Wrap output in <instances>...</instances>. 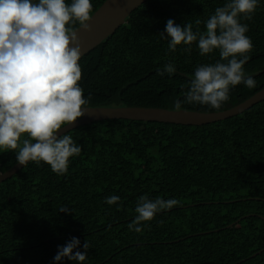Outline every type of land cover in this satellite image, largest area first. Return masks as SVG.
I'll return each instance as SVG.
<instances>
[{
  "label": "trees",
  "instance_id": "1",
  "mask_svg": "<svg viewBox=\"0 0 264 264\" xmlns=\"http://www.w3.org/2000/svg\"><path fill=\"white\" fill-rule=\"evenodd\" d=\"M103 1L90 0L92 12ZM226 2L144 1L81 56L78 84L86 106L175 109L179 101L180 109L219 111L185 100L196 67L214 64L218 51L201 56L193 42L190 52L183 44L169 52L159 34L168 19L205 31L206 20ZM240 22L253 44L243 67L256 86L231 87L220 110L264 87V0ZM169 62L175 72L158 75ZM64 134L82 148L64 175L30 162L0 182V264H77L54 261L73 237L80 241L73 253L84 251L85 241L90 245L82 264H264V250L250 256L264 248V99L202 125L104 119ZM15 157L0 150V173ZM142 195L179 204L142 222L137 233L128 226ZM111 196L120 199L109 205Z\"/></svg>",
  "mask_w": 264,
  "mask_h": 264
},
{
  "label": "clouds",
  "instance_id": "2",
  "mask_svg": "<svg viewBox=\"0 0 264 264\" xmlns=\"http://www.w3.org/2000/svg\"><path fill=\"white\" fill-rule=\"evenodd\" d=\"M257 5L258 0H228L210 15L202 32H194L190 23L182 26L167 20L159 36L168 40L169 52H175L181 44L190 52L195 42L201 56L218 51L220 57L214 64L196 67L185 95L187 103L220 110L229 100L231 87L243 83L255 88L256 81L243 67L253 44L246 35L248 26L240 20L251 19ZM91 12L90 0H71L70 4L65 0H0V150L14 151L17 164L23 168L30 162L37 166L44 162L56 175H64L69 158L82 151L70 135L57 133L88 111L89 101L78 84L83 49L77 29L66 25L78 24L79 29L89 31ZM174 72L171 62L163 71L157 70L158 75ZM174 108H181L179 101ZM119 199L111 196L105 202L112 205ZM178 204L174 198L151 200L140 196L129 230L142 232V222ZM59 211L68 213L72 209L61 207ZM79 245L73 237L58 247L54 261L66 257L82 264L90 245L85 241L84 251L73 253Z\"/></svg>",
  "mask_w": 264,
  "mask_h": 264
},
{
  "label": "water",
  "instance_id": "3",
  "mask_svg": "<svg viewBox=\"0 0 264 264\" xmlns=\"http://www.w3.org/2000/svg\"><path fill=\"white\" fill-rule=\"evenodd\" d=\"M144 1L146 0H104L102 4L91 13L92 18L89 21V31L79 29V26L75 28L77 29L80 46L83 49L81 56L99 43L108 39L115 30L125 22L128 15ZM263 99L264 87L240 103L219 111L205 112L143 106H86L88 110L87 114L78 118L72 125L64 126L58 131L57 135H62L81 125L104 119H130L183 125H202L236 115ZM21 168L22 166H19L16 162L9 169L0 173V182L9 178ZM261 218L264 221V216H261ZM263 250L264 248L252 253L250 256H255ZM243 260L244 259L241 261Z\"/></svg>",
  "mask_w": 264,
  "mask_h": 264
}]
</instances>
